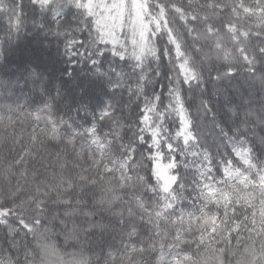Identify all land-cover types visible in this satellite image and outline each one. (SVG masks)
Segmentation results:
<instances>
[{
	"label": "snow or ice",
	"instance_id": "1",
	"mask_svg": "<svg viewBox=\"0 0 264 264\" xmlns=\"http://www.w3.org/2000/svg\"><path fill=\"white\" fill-rule=\"evenodd\" d=\"M0 61V264H264V0H0Z\"/></svg>",
	"mask_w": 264,
	"mask_h": 264
},
{
	"label": "clouds",
	"instance_id": "2",
	"mask_svg": "<svg viewBox=\"0 0 264 264\" xmlns=\"http://www.w3.org/2000/svg\"><path fill=\"white\" fill-rule=\"evenodd\" d=\"M0 63H2V61H0ZM262 96H264V94H262ZM51 242L56 244L57 248L66 259H71L72 253H82L85 257L90 259L94 258L96 255L95 253L89 251V248L91 247L90 239L85 240L82 238L80 241L65 240L63 235L57 231V234L51 237ZM33 248L36 249L33 252L34 262L35 264H41L42 252L36 245L35 241L33 242Z\"/></svg>",
	"mask_w": 264,
	"mask_h": 264
},
{
	"label": "trees",
	"instance_id": "3",
	"mask_svg": "<svg viewBox=\"0 0 264 264\" xmlns=\"http://www.w3.org/2000/svg\"><path fill=\"white\" fill-rule=\"evenodd\" d=\"M32 42V38L29 37L28 45L31 46ZM238 86L241 88L242 92L248 94L253 107L258 109L261 107V105H264V96H262V94H264V90H261L259 85L252 86L242 80Z\"/></svg>",
	"mask_w": 264,
	"mask_h": 264
}]
</instances>
